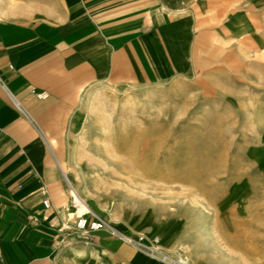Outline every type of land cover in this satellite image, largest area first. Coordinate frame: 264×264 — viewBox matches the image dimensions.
I'll use <instances>...</instances> for the list:
<instances>
[{
  "label": "crops",
  "instance_id": "crops-1",
  "mask_svg": "<svg viewBox=\"0 0 264 264\" xmlns=\"http://www.w3.org/2000/svg\"><path fill=\"white\" fill-rule=\"evenodd\" d=\"M248 51L264 70V0H0V264H56L72 233L97 248L72 246L76 264L176 263L106 229L74 231L67 168L49 140L85 128L79 95L89 85L196 68L236 76Z\"/></svg>",
  "mask_w": 264,
  "mask_h": 264
},
{
  "label": "rangeland",
  "instance_id": "rangeland-1",
  "mask_svg": "<svg viewBox=\"0 0 264 264\" xmlns=\"http://www.w3.org/2000/svg\"><path fill=\"white\" fill-rule=\"evenodd\" d=\"M259 62L248 51L236 76L196 68L157 83L89 85L79 95L85 133L49 140L58 165L74 172L89 210L159 236L170 256L182 242L191 264H264ZM91 242L72 233L56 264H76L77 244L97 254Z\"/></svg>",
  "mask_w": 264,
  "mask_h": 264
},
{
  "label": "built area",
  "instance_id": "built-area-1",
  "mask_svg": "<svg viewBox=\"0 0 264 264\" xmlns=\"http://www.w3.org/2000/svg\"><path fill=\"white\" fill-rule=\"evenodd\" d=\"M1 88L5 91L9 99L12 101V103L22 112L24 113V110L22 109L19 102L12 96V94L7 90L4 84H1ZM37 96L39 98H45L47 95L45 93H38ZM83 201L81 199L76 200L74 195L71 194V201H70V208L73 209V213L75 214V220L73 224V229L76 231L79 235L86 237L91 232H95L101 229H107L109 233L113 236L120 237L121 240H123L125 243L135 247L136 249H139L146 254H149L151 251L155 250L157 244H158V238L156 236H152L151 238H147L142 234H133V235H125L123 233H118L114 229L110 227V225L99 215L94 213L91 209L86 210L83 214L77 215V204ZM42 204L44 207H49V202L47 199H44L42 201Z\"/></svg>",
  "mask_w": 264,
  "mask_h": 264
},
{
  "label": "bare ground",
  "instance_id": "bare-ground-1",
  "mask_svg": "<svg viewBox=\"0 0 264 264\" xmlns=\"http://www.w3.org/2000/svg\"><path fill=\"white\" fill-rule=\"evenodd\" d=\"M84 133H85V131H84ZM65 173H66L67 183L72 187L71 194L74 195V197L76 198V200L81 199V201H83L81 203L79 201V203L76 206L78 208L77 210L81 211L80 213L83 214L86 210H89V209H88V206H87V203L85 202V200L82 197L79 196L77 190L75 189L77 187L76 185L78 184L77 181H76L77 178H76L74 172H72L71 170H68ZM81 214H79V215H81ZM172 215H174V214H172ZM110 227L112 229H114L116 232L121 233L120 231H118V228L117 227L111 226V225H110ZM153 236H156L158 238V244H157L155 250L151 251L148 254L149 256H151L152 258H156L158 260H161V261H171V260H173L177 264H191L189 262V260L187 259V257H184V256L181 255V251L184 250V248H186V245L184 243L180 242L177 245L176 249L174 250L177 253V254H175V255H177L176 256L177 258H175L173 256H170L168 253H166L165 251H163L161 249L159 236H157V235H153Z\"/></svg>",
  "mask_w": 264,
  "mask_h": 264
}]
</instances>
